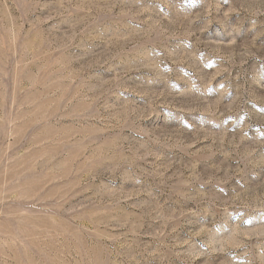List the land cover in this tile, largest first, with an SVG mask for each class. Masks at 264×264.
Masks as SVG:
<instances>
[{
	"label": "rangeland",
	"instance_id": "374dc122",
	"mask_svg": "<svg viewBox=\"0 0 264 264\" xmlns=\"http://www.w3.org/2000/svg\"><path fill=\"white\" fill-rule=\"evenodd\" d=\"M0 264H264V0H0Z\"/></svg>",
	"mask_w": 264,
	"mask_h": 264
}]
</instances>
